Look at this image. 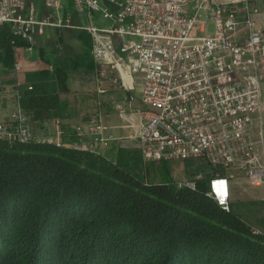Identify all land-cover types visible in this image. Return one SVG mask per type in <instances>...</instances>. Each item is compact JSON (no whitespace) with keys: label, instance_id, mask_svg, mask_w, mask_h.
<instances>
[{"label":"built area","instance_id":"obj_1","mask_svg":"<svg viewBox=\"0 0 264 264\" xmlns=\"http://www.w3.org/2000/svg\"><path fill=\"white\" fill-rule=\"evenodd\" d=\"M104 1L72 3L77 12L98 13L106 21L84 26L99 75L114 70L113 78L125 87L140 86L143 107L134 145L144 161L204 158L224 168L228 175L216 172L208 195L225 210L231 209V172L264 188V0ZM43 3L52 13L39 18L34 4L27 12L28 0H0V26L14 23L31 49L37 26L70 23L63 14L66 0ZM20 67L15 62L14 72ZM15 93L18 105L0 120V141L26 143L35 136ZM106 128L94 113L76 130L108 145L117 137ZM252 229L264 236V229Z\"/></svg>","mask_w":264,"mask_h":264},{"label":"trees","instance_id":"obj_2","mask_svg":"<svg viewBox=\"0 0 264 264\" xmlns=\"http://www.w3.org/2000/svg\"><path fill=\"white\" fill-rule=\"evenodd\" d=\"M30 45L14 23L0 26V70L13 73L16 48ZM37 74L31 89L15 85L33 119L69 91L62 68ZM199 160L185 166L195 186H177L147 181L157 171L128 149L112 159L36 137L0 141V264H264V236L208 195L216 172H229Z\"/></svg>","mask_w":264,"mask_h":264},{"label":"crops","instance_id":"obj_3","mask_svg":"<svg viewBox=\"0 0 264 264\" xmlns=\"http://www.w3.org/2000/svg\"><path fill=\"white\" fill-rule=\"evenodd\" d=\"M33 1L36 10L41 6L37 10L39 18L50 16L52 12L44 6L43 0ZM63 14H69V25L45 26L43 29L37 26L33 33L31 49L16 48L15 62L21 65L18 72L7 74L0 70V104L4 106L13 102L17 108L16 83L19 84V89L24 91L32 84L29 77H42V74L37 73L62 68L67 73L69 91L60 93L62 102L58 107L50 105L46 110L49 114L46 118L36 116L33 119L24 112L32 125L33 133L38 130L37 135L34 133L35 137L43 140L46 138L43 136L46 135L51 140L62 141L60 143L67 147L93 150L112 159L121 149H128L142 156L141 151L134 145L139 110L143 107L139 84H135L133 89L125 87L120 79L113 78L117 76V72L110 69L101 77L92 55L95 66L91 70V64L83 54L86 48L85 41H89L90 49L92 47L91 34L84 28L88 25L85 22L91 15L79 13L74 9L72 11L67 7ZM91 21L99 25L106 24V21L98 16L97 19L90 18ZM86 113L89 114L84 116ZM94 113L101 114L107 127L106 134L117 137L107 146L94 140L90 134L81 137L76 130L78 125L85 124Z\"/></svg>","mask_w":264,"mask_h":264},{"label":"rangeland","instance_id":"obj_4","mask_svg":"<svg viewBox=\"0 0 264 264\" xmlns=\"http://www.w3.org/2000/svg\"><path fill=\"white\" fill-rule=\"evenodd\" d=\"M103 5L105 4L104 0H101ZM29 5L27 6V12L30 11L29 7L32 3H35L33 0H28ZM41 4V2H39ZM66 6L67 8H71L73 11L74 6L72 3V0H66ZM38 7V6H37ZM41 8L39 6L37 10ZM75 10V9H74ZM38 13V12H37ZM86 16V14H84ZM95 16H90L91 19H97V16L102 19L101 15L96 13L93 14ZM95 17V18H94ZM90 18L87 19L85 24L90 23ZM89 20V22H88ZM209 29H213V25L210 24ZM16 109V104L13 102H9L2 106L0 104V120H4L7 117L10 118V115L12 112ZM90 113V112H89ZM89 113L84 114L87 115ZM93 113V111L91 112ZM262 116V128L264 131V84H263V110L261 113ZM32 128V125H31ZM33 130V129H32ZM38 130H35V134L37 135ZM43 140H50L52 142H62V141H56L51 140L50 137H47L44 135ZM63 145V144H62ZM81 146V145H80ZM107 146V145H104ZM69 147V146H68ZM139 155V153H137ZM199 158H189L186 160H162L159 163L158 162H149L148 167L155 168L153 174H155V177L150 178L149 173H147V181H156L161 182L163 181H170L175 182L177 186L179 184H185L187 179H189V176L186 174L185 166H194L197 165L199 162ZM231 204L235 207H237V210L242 214L245 220L252 226L259 229H264V203L262 201V197L264 195V188L262 186H254L252 185L248 178L245 177L242 174H239V172H231ZM258 202V204L254 203Z\"/></svg>","mask_w":264,"mask_h":264}]
</instances>
